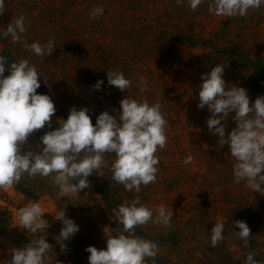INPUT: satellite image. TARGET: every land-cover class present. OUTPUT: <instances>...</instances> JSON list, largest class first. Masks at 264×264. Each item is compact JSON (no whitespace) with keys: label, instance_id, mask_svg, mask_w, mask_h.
Returning a JSON list of instances; mask_svg holds the SVG:
<instances>
[{"label":"rangeland","instance_id":"obj_1","mask_svg":"<svg viewBox=\"0 0 264 264\" xmlns=\"http://www.w3.org/2000/svg\"><path fill=\"white\" fill-rule=\"evenodd\" d=\"M25 1L27 0H20L18 4L24 3L23 8L31 12V4L34 5L35 2ZM76 2L80 9L79 21H76L75 13H70L65 8L64 15L59 9L54 14L46 10L40 27L24 37L28 44H45L54 39L55 46L50 55L40 57L28 49L26 50L30 53L26 52V55L14 52L11 39L0 40V55L8 49L12 52L13 59H27L30 64L35 65L41 77L38 82L50 91L53 97L59 94L62 101L57 100L55 105L67 103L65 109L68 113L70 109L75 108L77 111L87 109V114L91 117H98L105 111L110 116L118 117L120 101L126 96L137 101L146 99L150 105H161V111L168 121L165 133L168 142L164 149L157 151L160 159L156 182L142 186L139 193L125 192L122 186L112 181L111 165L115 160L113 153L104 155L105 164L97 171L98 174L95 173L97 176L93 174L92 178L95 180L92 181L97 179L104 186L114 187L115 191L127 197L128 201L138 196L141 204L153 211V219L158 206L162 205L166 210H171L173 215L168 226L151 221L142 225L149 233L168 231L183 225L193 216L197 217V226L191 232L195 234L194 239L185 245L183 241L179 249L173 248L175 255L172 254L171 257L176 264H206L205 257L211 259L212 255H219L224 247L219 243L215 247L211 245L210 232L214 225L201 217H208L216 223L223 221L224 213L218 211L220 204L213 208L214 203L218 202L216 200H219V195L225 189L238 191V187L247 185V181L234 183L233 165L236 161L230 155L228 145L220 146L219 137L209 131L206 122L211 113L207 106L204 109L197 107L200 103L199 86L203 83L200 77L213 67L223 65L225 69L222 78L226 86L246 89L250 105L257 97L263 96L252 88L253 85L249 81L251 79L245 70L240 71L230 64L227 58L220 55V49L225 41L223 37H228L235 45L246 48L254 55L259 53L264 56V17L257 18L255 15L253 29L242 25L237 30L233 23V27L230 25L226 28L227 17L212 14L208 15L209 19H205V12L204 18L201 17L203 13L199 8L195 11L189 9L188 13L179 10L175 12L166 4H162L163 8L156 14L149 12L148 8L143 9L140 6L143 1L139 0H75ZM186 5L188 6V2ZM97 6L102 7L104 11L102 15L93 18L90 12ZM42 7L40 4L38 9L34 7L32 11L40 17L42 12L39 9ZM23 8L18 16L25 14ZM169 12L171 16L168 15ZM58 13L61 14L62 20L66 15L65 26L57 22L55 16ZM186 19L200 25V35L206 37L203 38L205 41L208 39L206 44L192 48L183 42L178 30L181 23L190 28V21ZM184 34L187 32L184 31ZM213 51L219 55L217 59L213 58L215 56L206 55ZM110 70L121 71L125 78L132 81V85L125 92L109 85L106 73ZM4 75L6 76V71ZM141 76L147 82V91H141L144 87L139 81ZM97 81H103L99 89L94 87ZM244 81H247L250 87ZM251 89L253 92H249ZM234 116L235 113L230 112L228 117L222 120L226 137L236 127ZM57 119L61 121L59 115ZM58 127L59 124L51 122V131ZM45 131L44 128L30 134L26 144L22 146V152L29 150V141L34 144V141H41ZM189 155L193 158L192 162L185 164L184 160ZM181 171L183 173H180ZM54 188L55 195L39 200L18 193L12 188L0 189V218L8 219L14 227L22 229L17 210L27 206L29 202H37L45 213L42 219L50 225L44 231L45 234L54 239L59 236L63 224L56 217L64 211L65 218L71 219L78 226V232L72 237L79 246L106 250V240L120 234L115 215L107 213L102 202L98 197L94 200L92 192L87 188L77 195L69 194L63 199L58 196V187ZM208 205L212 208H208ZM255 210L253 205L250 211L254 213ZM259 215L260 219L262 217L264 220V203ZM260 219L254 222L255 230L250 229L247 246L242 240L234 242L226 238L237 256L245 249L264 255V228H258ZM236 221H244L248 226L251 223L247 222L246 216ZM235 222L230 228L231 233L240 231L235 227ZM226 240L224 239V243ZM262 259L264 261V258Z\"/></svg>","mask_w":264,"mask_h":264},{"label":"clouds","instance_id":"obj_2","mask_svg":"<svg viewBox=\"0 0 264 264\" xmlns=\"http://www.w3.org/2000/svg\"><path fill=\"white\" fill-rule=\"evenodd\" d=\"M177 5L184 0H176ZM204 0H188V6L195 11ZM264 0H210L209 13L223 17H244L250 9L258 10ZM4 0H0V15L4 14ZM104 9L95 7L90 16L95 18L103 14ZM27 32L25 17L20 15L7 24L3 37H11L13 44L20 43ZM55 46L54 39L41 44L24 41V47L35 55H50ZM8 64L9 75L5 76V65ZM225 67L217 65L203 74L199 86V109L207 106L211 117L207 120L209 131L219 137V145H228L230 155L235 159L233 165L234 183L247 181V187L255 192L264 193V96L257 97L250 105L246 89L225 84L223 77ZM107 81L111 86L125 92L132 81L125 78L119 70H110ZM40 75L35 65L27 59L7 62L0 56V189H14L20 184L25 174L29 178H51L59 189L58 196L63 198L69 194L77 195L90 187L87 177L99 171L105 164V154H115L111 165L112 181L122 186L125 192L139 193L142 186L156 182L159 171L158 149L167 144L166 129L168 121L161 111V105H150L145 99L137 101L127 96L120 101L119 116H110L102 112L93 126L87 109L69 110L67 120L58 121L56 130L46 132L40 141L39 153L29 150L22 152L30 134L45 127H51V117L55 114V106L48 95L37 94L41 86ZM147 91V82L143 76L139 78ZM103 81L94 86L99 89ZM230 112H234L236 127L225 136L222 120ZM83 153V155H80ZM189 155L185 164L192 162ZM76 181V183H73ZM153 211L141 204L139 197L122 203L115 214L123 226L117 236L106 240V250L95 247L85 249L90 253L88 264H145L151 258L155 264L158 246L152 241L135 235L137 226L154 224L168 226L172 219V211L164 206ZM44 211L37 202H29L27 206L17 210V218L21 228L31 233L43 232L50 227L42 219ZM56 219L62 221L63 227L56 240L64 248L62 241L69 240L78 232V226L71 219L65 218L64 211ZM223 221L211 228V245L215 247L224 239ZM239 232H233L236 239L247 246L250 228L244 221H236ZM124 233H127L125 235ZM52 246L44 236L34 238L22 248H13L8 264H45L46 254ZM245 264H259L249 253Z\"/></svg>","mask_w":264,"mask_h":264},{"label":"trees","instance_id":"obj_3","mask_svg":"<svg viewBox=\"0 0 264 264\" xmlns=\"http://www.w3.org/2000/svg\"><path fill=\"white\" fill-rule=\"evenodd\" d=\"M35 2L34 5L31 4L32 9L36 7L38 9L39 5L42 4L43 7L39 10H41L42 14L40 17H38L31 9V12H28L26 9L23 8L25 5L22 3L19 5L18 3L20 0H4L5 8H4V14L0 15V34L3 33V31L6 29L7 24L11 23L16 17H18L19 13L21 12V9L23 8L25 10V14L23 16L25 17V24L27 27V32L23 34L21 42L13 44L12 46L14 49H12L14 52H17L19 54L30 53L26 50L24 47V41L25 36L29 34L30 31H33L34 29L40 27L42 24L41 18L44 16L46 10H50L51 14H54V12L59 9L63 13V9L69 10L70 13H75L76 21H79L80 19V9L78 7L77 2L75 3V0H27L28 2ZM140 2L143 1V3H140V6L144 8H148L149 12H155L157 14L158 11H160L163 7L162 4H166L168 8H171L173 11H182L185 13H188L189 7L186 5V2L188 0H184L183 4L177 5L176 0H148L150 2H146V0H139ZM165 2V3H164ZM210 0H204V2L198 7L199 10H201V13L205 12L207 15L205 16V19H209L210 16L213 13H209L208 11V3ZM150 5H147V4ZM64 15V13H63ZM169 16H171L170 12L168 13ZM255 15H257L259 18L264 17V5H262L258 10L250 9L248 11V14L244 17L236 16V17H227V26L226 28H229L231 25L232 27L235 25L237 27V30L242 27H246L247 25L253 29V21L255 20ZM201 17L204 18V13L201 15ZM55 18L57 19V22L62 26H65L67 23L66 15L64 19L62 20L61 14L58 13ZM61 18V20H60ZM187 21H190V28H186L184 23H181V27L178 30L180 37L183 38L184 43H188L190 47L195 48L199 44L203 45L208 42V39H203L206 37H203L200 35V32L202 31V28L200 25H196L195 21H192L190 19H186ZM192 22L194 25H192ZM198 22V20H197ZM234 25H233V24ZM184 31L187 32V34H184ZM5 39H11V37H3V35L0 37V40ZM224 43L221 44V52L220 55L224 56L230 61V64H233L235 68H239L238 70L241 71V69H244L248 78L251 80L250 83L253 85V89H255L258 94L264 96V56L257 53V55H254L250 51H248L246 48H241L239 45H235L233 41H230L231 39L228 37H223ZM7 42V41H5ZM12 42V41H11ZM206 42V43H205ZM4 43V42H3ZM6 44V43H5ZM8 45V44H7ZM8 47H10L8 45ZM241 48V49H240ZM208 56H215L213 58H218V54L216 55V51L206 53ZM0 56H4L7 58V62L10 64L11 62H16L17 60L13 59V54L8 49L4 52H1ZM6 66V76L9 75L8 71V64ZM238 79V78H237ZM40 81V79H39ZM236 82V81H235ZM245 84L250 87L247 83V81H244ZM40 83V82H39ZM41 85V83H40ZM235 85V84H234ZM247 88V87H246ZM55 91V87H54ZM249 92H253L252 89ZM255 92L253 94H255ZM37 94L41 95H48L52 102H54V106L57 110L55 114L51 117V122H55V124H58L57 115H59V118L61 120H67L69 113L66 112L65 105L67 103H60V105L57 104V100L59 101V94L55 95L53 97V94L47 89H45L42 85L37 89ZM256 95V94H255ZM55 98V99H53ZM58 98V99H57ZM62 101V100H60ZM59 104V103H58ZM91 122L93 126H95L97 117H91ZM46 132L51 131L49 127H45ZM32 143L29 141V150H32L34 152L39 153L40 151V141H34ZM28 150V151H29ZM114 154V153H113ZM180 173H183L182 171ZM95 175V172L93 173ZM96 174H98L96 172ZM264 174V173H262ZM93 175L87 177V180L89 181L90 187L87 189L90 190L91 196L96 200L98 197V200H100L103 204V207L105 208L106 212L115 215L118 207L122 204L128 201L127 197L124 195H119L114 187H107L104 186L103 183L97 181L92 178ZM97 176V175H95ZM97 178V177H96ZM73 183H76V181H73ZM171 186V185H169ZM201 186V184H200ZM56 185H54L51 181V178H41L39 176L34 178H29L25 174V177L22 178L20 184H17L14 186V189L23 195L32 197L35 200H39L45 196H53L55 195V188ZM172 187V186H171ZM262 188H264V185H261ZM63 199V198H61ZM217 203H214L216 208L217 204H220L218 207V211H221V213H224L223 216V222H225L224 227V239L228 238L231 241L240 242L241 240L236 239V237L233 235V233L230 232V228L233 227V223L235 220L243 219L244 216L247 217V222L249 223V228L252 230H255L256 226L254 224L255 220L258 218L260 219L259 210L261 209L263 203H264V193L255 192L252 191L247 187L246 184L240 185L238 187V191H230L228 189H225L220 195L219 200ZM207 202V201H205ZM215 202V201H214ZM253 205H255L256 210L254 213H251L250 210H252ZM208 208H212L211 205H208ZM202 220L209 221L213 223V225L216 223L214 221H210L208 217H201ZM117 220V219H115ZM118 222V227L120 228V233L123 231V226ZM197 226V217H191L186 220V222L181 225L177 226L176 228L167 229L168 231H159V233H149L147 232L142 225L137 226L135 228V235L137 237L143 238L148 241H152L158 246V252L155 257V264H176V262L171 257L172 254L175 255L173 248H180V244L184 241V245L186 242L191 241V239H194L195 234L191 233L194 231V228ZM167 228V227H166ZM260 229L264 228V220H262V217L260 219V226L258 227ZM127 235V233H124ZM45 238L46 242L49 243L52 246V250L49 251L46 254V260L45 264H88V257L90 253L85 251L86 246H79L74 237H71L69 240L62 241V244L64 245V248L59 243L58 240L54 239L53 237L37 232V233H31L30 231H25L23 228L20 229L19 227H14L12 223L8 219L0 218V264H8V261L11 259L12 255V249L13 248H22L26 246L28 243L31 242L32 239L43 237ZM224 239L219 242L220 245H222L223 250L219 255H212L211 259H207L205 257L206 264H245L246 256L251 253L254 256V259L259 262V264H264V261L262 258H264V255H259L257 253H253V251H249L248 249H245L241 252L240 256H237L236 253L231 249V245L228 244L227 240L224 243ZM175 262V263H174ZM145 264H153V260L151 258H146ZM186 264V263H184Z\"/></svg>","mask_w":264,"mask_h":264}]
</instances>
